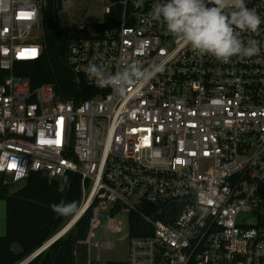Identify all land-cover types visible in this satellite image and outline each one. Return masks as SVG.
<instances>
[{"label":"built area","instance_id":"built-area-1","mask_svg":"<svg viewBox=\"0 0 264 264\" xmlns=\"http://www.w3.org/2000/svg\"><path fill=\"white\" fill-rule=\"evenodd\" d=\"M108 1L100 19L70 30L67 63L97 90L76 101L15 71L43 55L48 0H0V175L15 185L34 172L81 175L70 228L89 211L80 242L110 249L94 231L104 217L101 234L122 232L126 217V264H264V23L241 35L258 42L257 56L221 63L151 20L154 0ZM245 2L264 18V0ZM122 56L166 70L126 96L83 71L97 57L114 73Z\"/></svg>","mask_w":264,"mask_h":264},{"label":"trees","instance_id":"trees-1","mask_svg":"<svg viewBox=\"0 0 264 264\" xmlns=\"http://www.w3.org/2000/svg\"><path fill=\"white\" fill-rule=\"evenodd\" d=\"M61 6L62 0H48L43 10V55L36 61L17 62L15 71L28 76L34 86L52 84L60 99H87L96 94L97 90L75 74L67 63L71 33L59 19ZM6 76L7 72L0 68V84ZM81 183V175L78 173L70 174L66 181H50L41 173L34 172L13 188V184L5 183L0 175V199L7 201L8 209V234L0 238V264H17L60 231L72 217L58 215L50 205L63 201L76 202L79 206L82 199ZM159 217L169 220L164 214ZM90 218L91 213L88 211L28 264H76L75 247L86 238ZM15 241L22 245L23 253L15 254L11 251L10 246Z\"/></svg>","mask_w":264,"mask_h":264},{"label":"clouds","instance_id":"clouds-1","mask_svg":"<svg viewBox=\"0 0 264 264\" xmlns=\"http://www.w3.org/2000/svg\"><path fill=\"white\" fill-rule=\"evenodd\" d=\"M149 17L199 56L208 55L229 63L233 57L251 58L260 53L255 39L241 38L245 32L257 33L264 23V18L247 7L245 0H154ZM97 59L93 57L83 71L98 87L111 88L122 96L166 70V62H153L145 67L122 56L112 73L105 63H96ZM50 207L64 217H73L80 210L76 202L61 201Z\"/></svg>","mask_w":264,"mask_h":264},{"label":"rangeland","instance_id":"rangeland-1","mask_svg":"<svg viewBox=\"0 0 264 264\" xmlns=\"http://www.w3.org/2000/svg\"><path fill=\"white\" fill-rule=\"evenodd\" d=\"M74 6L70 9H65L64 6H61L59 11V19L69 32L73 29L74 23L79 20H98L102 17L104 12V7L109 2L108 0H72ZM5 183H8L5 181ZM61 181V180H60ZM17 185L13 184V188H16ZM107 213V211L105 212ZM102 225L100 228L95 229V238L93 241L99 240L101 235L103 238H109L112 241H115L114 247L110 249H96L92 247L90 250V257L94 262L100 264H126L128 259V228H127V219L126 217L121 218L125 223V227L122 232L112 233L110 229H105V233L101 234L100 229H104L106 226V219L101 217ZM59 232V231H58Z\"/></svg>","mask_w":264,"mask_h":264},{"label":"water","instance_id":"water-1","mask_svg":"<svg viewBox=\"0 0 264 264\" xmlns=\"http://www.w3.org/2000/svg\"><path fill=\"white\" fill-rule=\"evenodd\" d=\"M7 213H8L7 201L4 199H0V238L6 237L8 234ZM72 223H74V220H72V222H69L67 226L64 227L63 230H60L58 235H55V238L57 237L59 238L66 230L70 229ZM50 244L51 243L43 247H40L38 251L27 257V259H25L21 264H27L30 260H32L38 254H40L43 250H45V248H47V246H49ZM10 249L15 254H21L24 252V248L17 241L12 242ZM75 259H76V264H90V248L87 243L84 242L77 243L75 247Z\"/></svg>","mask_w":264,"mask_h":264},{"label":"flooded vegetation","instance_id":"flooded-vegetation-1","mask_svg":"<svg viewBox=\"0 0 264 264\" xmlns=\"http://www.w3.org/2000/svg\"><path fill=\"white\" fill-rule=\"evenodd\" d=\"M29 256H30V255H29ZM29 256H28V257H29ZM34 258H35V257H34ZM34 258H33V259H34ZM25 259H27V257H26ZM25 259H24V260H25ZM33 259H32V260H33ZM24 260L18 262L17 264H21V263H23ZM30 261H31V260H30ZM30 261H29V262H30ZM29 262H28V263H29ZM28 263H27V264H28Z\"/></svg>","mask_w":264,"mask_h":264},{"label":"snow or ice","instance_id":"snow-or-ice-1","mask_svg":"<svg viewBox=\"0 0 264 264\" xmlns=\"http://www.w3.org/2000/svg\"><path fill=\"white\" fill-rule=\"evenodd\" d=\"M33 54H35V50H33Z\"/></svg>","mask_w":264,"mask_h":264},{"label":"bare ground","instance_id":"bare-ground-1","mask_svg":"<svg viewBox=\"0 0 264 264\" xmlns=\"http://www.w3.org/2000/svg\"><path fill=\"white\" fill-rule=\"evenodd\" d=\"M77 217H78V216H76V218H77ZM76 218H75V219H76ZM75 219H74V220H75Z\"/></svg>","mask_w":264,"mask_h":264}]
</instances>
